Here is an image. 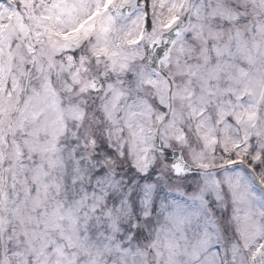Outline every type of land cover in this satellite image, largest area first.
Masks as SVG:
<instances>
[{
  "label": "snow or ice",
  "instance_id": "obj_1",
  "mask_svg": "<svg viewBox=\"0 0 264 264\" xmlns=\"http://www.w3.org/2000/svg\"><path fill=\"white\" fill-rule=\"evenodd\" d=\"M0 264H264V0H0Z\"/></svg>",
  "mask_w": 264,
  "mask_h": 264
}]
</instances>
